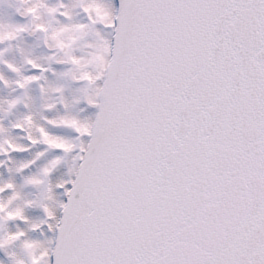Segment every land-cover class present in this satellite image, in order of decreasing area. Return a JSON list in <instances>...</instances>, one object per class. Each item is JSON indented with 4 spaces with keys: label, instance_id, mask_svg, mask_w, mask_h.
Instances as JSON below:
<instances>
[{
    "label": "snow or ice",
    "instance_id": "1",
    "mask_svg": "<svg viewBox=\"0 0 264 264\" xmlns=\"http://www.w3.org/2000/svg\"><path fill=\"white\" fill-rule=\"evenodd\" d=\"M0 264H264V0H0Z\"/></svg>",
    "mask_w": 264,
    "mask_h": 264
}]
</instances>
